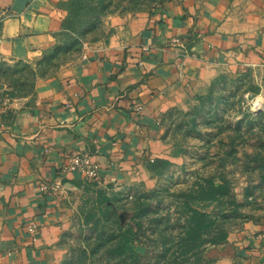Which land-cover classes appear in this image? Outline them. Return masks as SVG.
<instances>
[{"label":"crops","instance_id":"1","mask_svg":"<svg viewBox=\"0 0 264 264\" xmlns=\"http://www.w3.org/2000/svg\"><path fill=\"white\" fill-rule=\"evenodd\" d=\"M66 15L67 0H0V97L10 98L0 111V264L61 263L73 217L97 189L130 194L151 159L170 157L172 113L221 73L264 66V0H166L110 14L98 36L43 72L65 45ZM22 66L27 79L14 73ZM75 149L94 156L98 181L60 172ZM60 179L63 194L40 193ZM256 229L204 264H264Z\"/></svg>","mask_w":264,"mask_h":264},{"label":"rangeland","instance_id":"2","mask_svg":"<svg viewBox=\"0 0 264 264\" xmlns=\"http://www.w3.org/2000/svg\"><path fill=\"white\" fill-rule=\"evenodd\" d=\"M164 1L67 0L65 45L42 71L98 36L107 15ZM14 73L31 75L24 66ZM167 133L172 154L130 194L97 189L76 211L59 264H204L264 228V66L221 73L169 116Z\"/></svg>","mask_w":264,"mask_h":264},{"label":"built area","instance_id":"3","mask_svg":"<svg viewBox=\"0 0 264 264\" xmlns=\"http://www.w3.org/2000/svg\"><path fill=\"white\" fill-rule=\"evenodd\" d=\"M171 45L179 49V53L183 55L189 54L191 51L187 48L183 39L174 37L171 40ZM4 61V58L0 54V63ZM8 105H10L9 97H0V111H4ZM141 107H138L140 110ZM151 162L154 160L151 159ZM60 172H73L81 174L84 178L91 181H98L100 176V165L94 159V156L87 150L75 149L71 150L64 155V164L60 168ZM39 191L43 195H61L65 192V183L62 179L54 181L53 183H40ZM33 230L32 228L30 229Z\"/></svg>","mask_w":264,"mask_h":264},{"label":"trees","instance_id":"4","mask_svg":"<svg viewBox=\"0 0 264 264\" xmlns=\"http://www.w3.org/2000/svg\"><path fill=\"white\" fill-rule=\"evenodd\" d=\"M58 49H59V48H58ZM58 49H56V51H57ZM56 51H54V52H56ZM54 52H53V53H54ZM49 57H50V56H49ZM49 57H48V60H49ZM153 162H154V161H153ZM151 163H152V162H151Z\"/></svg>","mask_w":264,"mask_h":264}]
</instances>
